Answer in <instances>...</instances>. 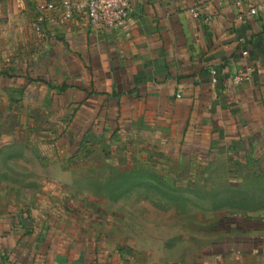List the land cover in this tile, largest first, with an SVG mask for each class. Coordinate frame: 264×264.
Returning <instances> with one entry per match:
<instances>
[{"label": "crops", "instance_id": "obj_1", "mask_svg": "<svg viewBox=\"0 0 264 264\" xmlns=\"http://www.w3.org/2000/svg\"><path fill=\"white\" fill-rule=\"evenodd\" d=\"M39 1L0 0V106L80 107L78 122H102L82 134L98 138L88 153L103 137L125 139L124 151L142 160L131 154L130 164L107 165L142 166L140 180L125 178L139 185L165 182L150 175L151 153L203 154L204 167L225 156L221 213L248 220L237 241H210L184 256L166 255L164 241H136L155 249L138 264H264V0H131L123 28L94 29L78 14L51 19L45 38L32 28ZM56 117L68 116L48 112ZM5 138L0 130V264H128L110 235L116 228L102 227V197L75 188L91 160L64 162L76 154L69 147L38 156Z\"/></svg>", "mask_w": 264, "mask_h": 264}, {"label": "rangeland", "instance_id": "obj_2", "mask_svg": "<svg viewBox=\"0 0 264 264\" xmlns=\"http://www.w3.org/2000/svg\"><path fill=\"white\" fill-rule=\"evenodd\" d=\"M78 108L80 107L73 105L67 108L64 105L48 106V103H32V100L29 102L21 99V102L16 104L0 106V114L4 115V118H0V130L6 133L5 146L30 147L39 152L38 156H48L49 147L52 148L53 155L56 154V148L69 147L74 149L77 155L70 152L67 158L61 148L64 162L91 160L88 167L79 171V174L86 176V183L78 184L75 188L77 191L97 193L102 197V227L109 225L111 230L116 228L110 235H114L118 240V252L122 259L128 260L130 264H138L139 259L153 255L152 251L155 252V249L151 247L135 248L136 241H149L154 247L159 240L164 241L166 255L170 256L188 255L194 249L202 253L204 249L199 248L200 244L210 241H237L240 234L237 227L243 225L245 228L248 220L236 214L221 213L220 194L224 185L221 184L220 178L224 176V169L220 164L227 160L225 156L213 154L211 164L208 163L207 167H204L203 163L198 164L206 160L203 154H184L183 151L154 152L145 158L148 161L147 168L150 175H156V172L160 175L159 178H165L161 179L165 182H153L148 185L135 184V181L131 183L130 179L126 182L125 178L131 177L140 180L138 177H144L141 173L147 171L137 165L130 173L119 167H116V170L114 165L107 163L116 161L117 166L125 162L130 164V161L133 162L131 154L134 159L139 157L136 160V163H139L142 160L141 154L125 152L122 148L125 139L119 143H108L107 137H103V142L96 144L98 147L101 144V148L88 153L98 138L93 137L91 133L82 134L90 130L92 124L99 122L90 118L78 122ZM82 110L86 111L85 108ZM48 112L65 114L68 120L61 117L48 119ZM99 124L102 125V122ZM111 125L110 121L103 122V127L108 132ZM116 145L118 147L115 149ZM111 146L114 150H111ZM194 155L195 158H192ZM142 165L145 164L142 162ZM192 178L194 179L191 180ZM98 179L101 184L97 183ZM109 180L115 181L109 183ZM124 193L132 196L113 200ZM234 203L245 204L243 201ZM224 212L229 211L225 209ZM171 242H174V245H170ZM159 251L162 252V248Z\"/></svg>", "mask_w": 264, "mask_h": 264}, {"label": "built area", "instance_id": "obj_3", "mask_svg": "<svg viewBox=\"0 0 264 264\" xmlns=\"http://www.w3.org/2000/svg\"><path fill=\"white\" fill-rule=\"evenodd\" d=\"M131 6V0H41L33 5L32 28L38 37L45 38L51 19H55L57 24H63L80 14L91 28L120 29L125 25ZM256 9L253 7L250 11L255 12ZM235 77L240 80L244 73H237Z\"/></svg>", "mask_w": 264, "mask_h": 264}, {"label": "water", "instance_id": "obj_4", "mask_svg": "<svg viewBox=\"0 0 264 264\" xmlns=\"http://www.w3.org/2000/svg\"><path fill=\"white\" fill-rule=\"evenodd\" d=\"M24 222H26V219H24Z\"/></svg>", "mask_w": 264, "mask_h": 264}]
</instances>
